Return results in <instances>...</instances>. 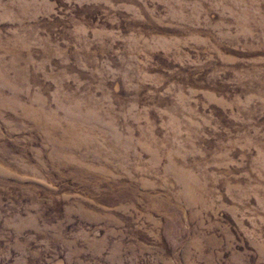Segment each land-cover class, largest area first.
<instances>
[{"label":"rangeland","instance_id":"rangeland-1","mask_svg":"<svg viewBox=\"0 0 264 264\" xmlns=\"http://www.w3.org/2000/svg\"><path fill=\"white\" fill-rule=\"evenodd\" d=\"M0 264H264V0H0Z\"/></svg>","mask_w":264,"mask_h":264}]
</instances>
